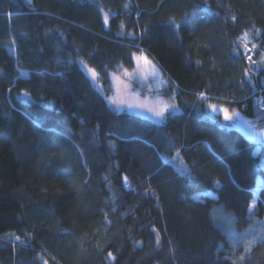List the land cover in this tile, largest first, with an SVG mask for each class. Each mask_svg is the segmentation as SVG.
<instances>
[{
    "label": "trees",
    "instance_id": "1",
    "mask_svg": "<svg viewBox=\"0 0 264 264\" xmlns=\"http://www.w3.org/2000/svg\"><path fill=\"white\" fill-rule=\"evenodd\" d=\"M250 31L264 50V0H0V264H264V238L244 254L210 213L243 231L258 189L264 217V148L208 104L260 115ZM141 50L181 108L160 123L107 99Z\"/></svg>",
    "mask_w": 264,
    "mask_h": 264
},
{
    "label": "rangeland",
    "instance_id": "2",
    "mask_svg": "<svg viewBox=\"0 0 264 264\" xmlns=\"http://www.w3.org/2000/svg\"><path fill=\"white\" fill-rule=\"evenodd\" d=\"M105 15L108 16L109 14L106 13ZM260 35L261 33L259 31H250L236 40L242 53L247 57L249 62L250 67L247 72V78L251 81L254 80L255 76L260 75L264 62V50L260 45ZM134 60L135 68L131 71L123 69L121 71H111L112 92L107 96L109 103L117 110L139 114L159 123L164 120L167 113H179L181 108L176 103L175 93L167 94L171 83L163 69L149 54L142 50L134 51ZM82 66L90 75L95 85L101 90L102 87L97 80L96 74H94L95 72L83 62ZM202 100L207 102L206 96H203ZM208 104L211 107L215 106L217 110L212 111L221 114L224 119L225 109H227V113L231 117L236 112L243 114L240 110H232L223 104L214 102ZM256 105L259 108L260 115L257 117L258 120L255 118V120L251 119L254 125L264 129V94L258 96ZM212 111L211 113H213ZM157 113H161V115H157ZM262 148H264V140L258 141L256 153L260 152ZM260 163L264 168V156L260 158ZM176 165L181 172H188V167L184 161L176 162ZM257 183L259 187L264 186V178H258ZM216 185L219 186L220 183L217 182ZM257 191L258 189H256L249 209V215L253 218V224L243 231L237 228L234 213L225 208L221 203H215L210 212L213 220L227 235L231 246L234 249L242 247L245 251L244 254L251 250L258 239L264 238V217H258L254 211L258 199ZM192 196L197 199L204 198L205 196L216 198L217 194L213 190H208L194 192ZM3 239L17 241V238L12 234L4 236ZM244 254L233 255V260L235 262L242 260L241 258H243ZM40 258L44 264H48L44 256H40Z\"/></svg>",
    "mask_w": 264,
    "mask_h": 264
},
{
    "label": "water",
    "instance_id": "3",
    "mask_svg": "<svg viewBox=\"0 0 264 264\" xmlns=\"http://www.w3.org/2000/svg\"><path fill=\"white\" fill-rule=\"evenodd\" d=\"M232 127L238 129L246 139L251 141L264 140V129L253 124L252 119L236 112L232 119L228 120Z\"/></svg>",
    "mask_w": 264,
    "mask_h": 264
},
{
    "label": "snow or ice",
    "instance_id": "4",
    "mask_svg": "<svg viewBox=\"0 0 264 264\" xmlns=\"http://www.w3.org/2000/svg\"><path fill=\"white\" fill-rule=\"evenodd\" d=\"M177 28H179V25H175ZM249 59H251L250 57H249ZM95 74V73H94ZM212 110L213 111H216L217 109L215 108V106H212ZM224 112H225V119L226 120H230V119H232V117L230 116V115H228V113H227V109H225L224 110ZM157 115H161V113H157ZM242 259V258H241Z\"/></svg>",
    "mask_w": 264,
    "mask_h": 264
},
{
    "label": "crops",
    "instance_id": "5",
    "mask_svg": "<svg viewBox=\"0 0 264 264\" xmlns=\"http://www.w3.org/2000/svg\"><path fill=\"white\" fill-rule=\"evenodd\" d=\"M143 51V50H142ZM143 52H145V51H143Z\"/></svg>",
    "mask_w": 264,
    "mask_h": 264
}]
</instances>
